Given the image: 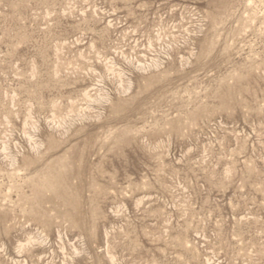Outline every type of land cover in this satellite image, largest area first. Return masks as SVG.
I'll return each instance as SVG.
<instances>
[{"label":"rangeland","instance_id":"obj_1","mask_svg":"<svg viewBox=\"0 0 264 264\" xmlns=\"http://www.w3.org/2000/svg\"><path fill=\"white\" fill-rule=\"evenodd\" d=\"M0 264H264V0H0Z\"/></svg>","mask_w":264,"mask_h":264}]
</instances>
